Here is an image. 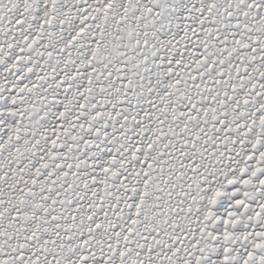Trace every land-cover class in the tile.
Wrapping results in <instances>:
<instances>
[{"label": "snow or ice", "instance_id": "6c2138e0", "mask_svg": "<svg viewBox=\"0 0 264 264\" xmlns=\"http://www.w3.org/2000/svg\"><path fill=\"white\" fill-rule=\"evenodd\" d=\"M0 264H264V0H0Z\"/></svg>", "mask_w": 264, "mask_h": 264}]
</instances>
